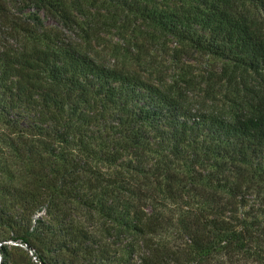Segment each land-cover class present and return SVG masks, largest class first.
Returning a JSON list of instances; mask_svg holds the SVG:
<instances>
[{
	"label": "trees",
	"instance_id": "trees-1",
	"mask_svg": "<svg viewBox=\"0 0 264 264\" xmlns=\"http://www.w3.org/2000/svg\"><path fill=\"white\" fill-rule=\"evenodd\" d=\"M0 264H264V0H0Z\"/></svg>",
	"mask_w": 264,
	"mask_h": 264
},
{
	"label": "rangeland",
	"instance_id": "rangeland-1",
	"mask_svg": "<svg viewBox=\"0 0 264 264\" xmlns=\"http://www.w3.org/2000/svg\"><path fill=\"white\" fill-rule=\"evenodd\" d=\"M31 13L36 14L43 27L47 29H54L57 26L54 22H52L49 18H47L41 11H36L34 9H25L23 12L24 16H27ZM103 46L105 50L110 49L113 47V44L122 45L126 47V45L122 44L116 37L111 35H104L103 37ZM178 49V46L169 41L168 47L163 49H154L151 51V56L146 57L144 65L139 69L138 67L134 66L133 69L138 71L139 73L142 72L143 69L147 70V72L152 73L153 78H157V74H162L163 76L170 78L175 76L177 73V69H180L184 64L192 66L190 70L194 71V74L199 76H206L212 70H216L218 66V62L209 56H202V55H192V57L188 60L186 59H179L178 55L175 53V50ZM135 53V51H133ZM143 75H148V73H144ZM194 96L198 97V94H194ZM202 95H200L201 97ZM194 97V99L196 98ZM9 245H16L11 243ZM31 256V254H29ZM32 262L36 263V261L32 260Z\"/></svg>",
	"mask_w": 264,
	"mask_h": 264
},
{
	"label": "built area",
	"instance_id": "built-area-1",
	"mask_svg": "<svg viewBox=\"0 0 264 264\" xmlns=\"http://www.w3.org/2000/svg\"><path fill=\"white\" fill-rule=\"evenodd\" d=\"M31 254V253H30Z\"/></svg>",
	"mask_w": 264,
	"mask_h": 264
},
{
	"label": "water",
	"instance_id": "water-1",
	"mask_svg": "<svg viewBox=\"0 0 264 264\" xmlns=\"http://www.w3.org/2000/svg\"><path fill=\"white\" fill-rule=\"evenodd\" d=\"M16 246V245H15Z\"/></svg>",
	"mask_w": 264,
	"mask_h": 264
}]
</instances>
